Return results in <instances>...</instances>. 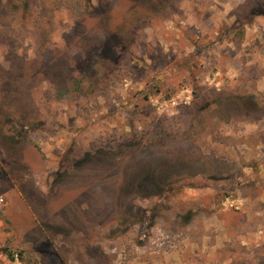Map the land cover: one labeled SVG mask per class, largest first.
<instances>
[{
    "label": "rangeland",
    "instance_id": "374dc122",
    "mask_svg": "<svg viewBox=\"0 0 264 264\" xmlns=\"http://www.w3.org/2000/svg\"><path fill=\"white\" fill-rule=\"evenodd\" d=\"M262 4L0 0V264H264Z\"/></svg>",
    "mask_w": 264,
    "mask_h": 264
},
{
    "label": "trees",
    "instance_id": "16d2710c",
    "mask_svg": "<svg viewBox=\"0 0 264 264\" xmlns=\"http://www.w3.org/2000/svg\"><path fill=\"white\" fill-rule=\"evenodd\" d=\"M262 7H263V11L261 13H254V11L252 10V11H250L248 13V15L246 16V18H248V16H250V17H252V16H259V15L264 16V4H262ZM249 21L247 22V24L249 23ZM0 251L3 252L9 258V260H11V261L14 260V255L10 251H8L6 249H0Z\"/></svg>",
    "mask_w": 264,
    "mask_h": 264
}]
</instances>
